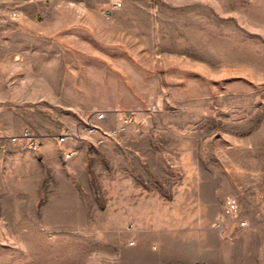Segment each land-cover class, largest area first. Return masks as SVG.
I'll return each mask as SVG.
<instances>
[{
  "label": "rangeland",
  "instance_id": "374dc122",
  "mask_svg": "<svg viewBox=\"0 0 264 264\" xmlns=\"http://www.w3.org/2000/svg\"><path fill=\"white\" fill-rule=\"evenodd\" d=\"M120 1L0 12L9 134L99 129L60 174L30 175L26 148L0 154V264H264V0ZM11 10L26 39L8 42ZM116 108L143 123L104 138Z\"/></svg>",
  "mask_w": 264,
  "mask_h": 264
},
{
  "label": "crops",
  "instance_id": "0c3cea01",
  "mask_svg": "<svg viewBox=\"0 0 264 264\" xmlns=\"http://www.w3.org/2000/svg\"><path fill=\"white\" fill-rule=\"evenodd\" d=\"M13 2L18 3V4H24V2H27V0H0V12L3 9H6L10 5L13 4ZM37 8L39 11L44 12L45 10V3H40L37 4ZM22 13L24 12L23 10H20ZM1 13H4L3 11ZM6 20V19H4ZM29 16L23 15L20 16V18L14 20V21H9L10 25L13 27L11 30L6 31V36L8 39V42L10 40H14L16 38H23L26 39L28 37L29 31ZM29 50V47L25 46L22 47L20 50L15 51L12 50V53H19L23 55V58H25V53ZM4 113L3 111L0 110V132L3 134H9L11 130L6 126L5 119H4ZM14 131V129H12ZM74 133V130L72 131ZM74 135V134H73ZM75 136H79V131H75ZM99 137L96 136L94 139H92V145L97 146L96 141ZM40 149L37 151V153H33L29 151L26 156L30 160V166L31 171L30 175H35L36 171L35 169L40 168L39 174L40 177L42 178L44 175L52 176L56 174H60L59 170L62 168V162L67 161L68 163H82L83 162V156H84V142H63L59 146L57 145V142L55 140L53 141L51 138H41L40 143ZM19 151V150H17ZM25 152V151H24ZM70 153H73V155L66 159L65 157H69ZM19 153H16L15 150H10L7 153H3L1 158H4L3 160L6 162L15 160L14 157ZM8 164V163H7Z\"/></svg>",
  "mask_w": 264,
  "mask_h": 264
},
{
  "label": "built area",
  "instance_id": "2783aa9c",
  "mask_svg": "<svg viewBox=\"0 0 264 264\" xmlns=\"http://www.w3.org/2000/svg\"><path fill=\"white\" fill-rule=\"evenodd\" d=\"M77 1V0H76ZM122 5L120 0H109V9L108 10H116L120 8ZM21 12L19 10H11L7 12V15L4 19L14 21L20 18ZM17 61V58L14 59ZM2 66L0 65V72ZM113 112L119 115V120L121 122V126L118 128L110 129L105 132L104 138H112L114 139L118 136V133L124 130L126 127L133 123L142 124L143 119L141 118V114L139 115L138 110H124L122 108H116ZM106 112H99L95 115L94 122L102 121L105 119ZM82 130H79V136H72V129L67 128L63 130L56 137L57 144L60 145L61 142H81L87 136H92L95 133L99 132L98 125L92 122L91 117H86L83 124L81 125ZM38 134L34 133L29 128H23L18 133L14 134H3L0 132V154L7 152L8 150H20L25 149V145H32V153H36L40 149V145L38 144ZM73 153H70L69 157H65L66 159L70 158ZM238 209L237 201L234 197H228L224 201L223 208V216H234ZM223 216H220L216 221V228L221 229V223L223 220ZM243 226L244 224L241 223Z\"/></svg>",
  "mask_w": 264,
  "mask_h": 264
},
{
  "label": "bare ground",
  "instance_id": "6f19581e",
  "mask_svg": "<svg viewBox=\"0 0 264 264\" xmlns=\"http://www.w3.org/2000/svg\"><path fill=\"white\" fill-rule=\"evenodd\" d=\"M72 136H74L73 133H72ZM61 143H63V142H61ZM25 148H26L28 151H31V152H32V145H25Z\"/></svg>",
  "mask_w": 264,
  "mask_h": 264
}]
</instances>
